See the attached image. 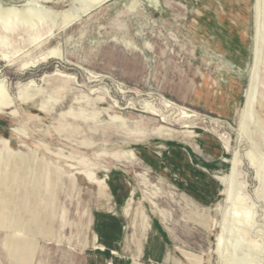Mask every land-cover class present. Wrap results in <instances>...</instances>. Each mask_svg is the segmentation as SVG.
<instances>
[{
  "label": "rangeland",
  "instance_id": "374dc122",
  "mask_svg": "<svg viewBox=\"0 0 264 264\" xmlns=\"http://www.w3.org/2000/svg\"><path fill=\"white\" fill-rule=\"evenodd\" d=\"M131 2H107L35 50L59 45L66 59L26 69L20 66L25 53L12 62L0 59V80L11 98L19 94L18 82L31 79L47 96H62L53 113L38 109L40 97L19 103L17 116L0 114V264H92V255L101 253L120 264H264V37L259 44L254 39L256 28L264 31V0H138L134 11L127 8ZM49 5L63 11L70 1ZM130 40L141 53L124 46ZM255 57L256 102L242 124ZM56 68L74 77L59 93L53 88L62 83L58 77L43 79ZM166 100L195 116L182 118ZM71 108L84 115L61 119ZM162 125L170 129L165 134L156 131ZM7 148L21 155L10 156ZM125 149L135 154L128 163L98 155ZM234 157L236 181L221 182ZM105 168L119 171L136 193L128 217L126 198L105 202L88 183L101 179L77 174L104 176ZM109 206L119 219L118 235L100 224V213L112 216ZM139 206L162 231L159 257L150 248L141 253L148 242ZM233 209L251 211L250 224H237Z\"/></svg>",
  "mask_w": 264,
  "mask_h": 264
},
{
  "label": "bare ground",
  "instance_id": "6f19581e",
  "mask_svg": "<svg viewBox=\"0 0 264 264\" xmlns=\"http://www.w3.org/2000/svg\"><path fill=\"white\" fill-rule=\"evenodd\" d=\"M64 1L65 0H30L27 2L17 4V3H6L4 0H0V59L3 61L12 62L13 60H15V58L17 56H20L21 54L25 53V56L28 58L25 59L20 64L21 69H26L29 67L37 66L38 64H40L42 62H46L47 60L52 59V58H57V59L63 60L65 58V53H64V51L61 50L59 45L49 47L46 50H44L43 52H41L40 54H36L35 50H38V49L41 50L42 47H44V44L49 39L55 37L58 32L67 30L69 27L73 26L76 22H78L81 18L90 14L93 10L103 6L104 4H106L107 2H109L111 0H69L70 1V7L66 10H63V11H57L51 5H49L50 3L60 4V3H63ZM137 6H139L138 0H132L131 4L127 5V8H128V10L134 11L137 8ZM99 12H102V11H99ZM100 15H101V13H100ZM259 22H260V19H259ZM256 30H257V32L254 35V39L256 41V44H259L262 40V37H264V31L261 28H256ZM14 39H16L17 41L18 40L20 41L19 44H17V45L15 44L17 46L15 48L11 47V46H13L12 41ZM22 43H23V45H22ZM123 44L127 49H129L131 51H135L137 53L142 52L141 51L142 49L140 48V46L138 47L137 45L132 43L131 40L130 41H124ZM146 45L150 46V40H148V39L146 40ZM29 50H31V51L29 52ZM257 63H258V58H256L255 63L252 66V70L250 72L251 74H250L249 86L246 89L245 105L241 109L240 115H241V123L242 124L245 123V121L248 117L250 118V114H251L253 107H254V102H256L255 101L256 95H257L256 77H258V76H256ZM50 76L58 77L62 82L60 86L53 85V88L55 89L56 93L63 92L68 87H71V80L74 79V77H72L71 75L62 72L60 69H57V68L55 71H53L50 74L46 73L43 76V79H45L46 77H50ZM3 80H5V79H3ZM3 80L2 79L0 80V114L8 113L12 116H17L19 113L17 105L19 103L34 101L40 97H43V99L40 101L38 109L40 111H43L46 113H53L54 111H56L57 106L61 103L60 100H61L62 96H60L61 97L60 99L58 98V96H56V97L47 96L44 93V91H42L40 89L39 84L35 79H31L26 83L18 82L19 94L16 95L15 98H11L9 96L8 92L6 91V88H5L6 86H5ZM33 92H36L37 94L33 95ZM163 99H165V98H163ZM165 105H166V107H169V108H177L179 110L178 112L182 118H189V117L195 116L194 114H192V111H190L184 107L178 106L172 101L166 100ZM118 107H120V106H118ZM150 108H151V106L149 107V109ZM148 112L150 114L155 115V116H162L163 117L162 120L164 122L168 119V117L166 115H164V113L158 109H152L151 111H148ZM82 114L83 113H78L77 115H73L72 108H71V109H68L64 112H61L60 117L62 119V118L67 117V116H72L74 119H79V118H81L80 115H82ZM87 120H88V118L84 119V121H87ZM123 123L127 124V121L124 120ZM165 130L168 131L170 129H166V127L163 125L156 128V131L159 132L160 134H165V132H164ZM221 138H222V140L224 139V140H226L227 143H229L228 137L221 135ZM6 151L8 152V154L10 156L21 155L20 152H15L14 150H12L10 148H7ZM186 152H187V155L190 159L188 151H186ZM118 154H121L123 157H126V158L128 156L135 158V154H134L133 149L120 150ZM249 158H252V157H249ZM238 161L235 159V157H234V159L232 158L230 160L231 165H230V170L228 172V175L226 177H224V176L221 177L220 178L221 182L227 181V179H228V181H231L232 183L236 181V180H234V178H235V174H237L236 172H239V171H237L238 167H239ZM253 161H255V160H253ZM251 162H252V160H251ZM254 163H253V165H254ZM255 166H256V164H255ZM258 167H257L258 171H257L256 176L258 178H260L262 175H261ZM84 172H86L87 174H90L88 171H85V170H79L78 171V173H80V174H82ZM75 178H76V176L72 174L70 182H69L70 185L72 184V181L75 180ZM262 179H263V177H262ZM91 180L93 181L94 179H91ZM102 182H103V180H99L100 185L102 184ZM113 187H114V185H113ZM230 190H231V188L229 189V192H230ZM131 208H132V205L128 207L127 214H129V211L131 210ZM241 208H244V207L241 206ZM249 208H247V209H249ZM244 209H243V212H241L242 210L238 211V210L233 209L234 211H232L230 214V216L232 215V218L236 219L235 222L237 224H238V222L241 221L242 222L241 224L243 225V222L244 223H246V221L248 222L247 219L251 218V216H252L250 213L251 211L248 212L249 211L248 210L246 212V210H245V212H244ZM136 211H139L141 213L143 219H146V217L144 215V209L142 207H140V206L137 207ZM240 219H242V220H240ZM226 224H225V226H226ZM231 224H233V223H231ZM248 224H250V223H246V225H248ZM246 225L243 227L244 228L247 227ZM147 226H148V222L146 224H144L145 228ZM234 228H235V226L233 227V229ZM238 229H239V227H238ZM237 231H236L237 234H239V232L241 233L242 230L241 231L237 230ZM242 235H244V234H242ZM230 236H231V234H230ZM221 240H222V234H220L218 236V240H217L218 241L217 252L220 253L219 256L220 255L223 256V253H222L223 251L221 248V244H222ZM99 248L101 250H103L104 246H99ZM217 252H216V254H217ZM226 257H227V255H226ZM109 264H112V263L110 262Z\"/></svg>",
  "mask_w": 264,
  "mask_h": 264
},
{
  "label": "crops",
  "instance_id": "0c3cea01",
  "mask_svg": "<svg viewBox=\"0 0 264 264\" xmlns=\"http://www.w3.org/2000/svg\"><path fill=\"white\" fill-rule=\"evenodd\" d=\"M27 1H30V0H25V2H27ZM6 140H8V139H6ZM8 143H9V140H8ZM119 151L120 150L104 151V152L98 153V155H104L105 157L110 156V157H112V159H114V161L122 162V163H125V161H122V160L119 161V159H125L126 162H127V159L128 158L123 157L121 154H118ZM189 156H190V161L193 164L192 157H191L190 153H189ZM131 159H133V158H131ZM81 170H84V169H81ZM86 171L95 174V176L98 179L103 180L102 184L99 185V184L90 182L83 175L88 180V183L94 184V185L97 186L99 197H101V198H104L105 197L104 198L105 199V202H109V201H111L112 198H114V200H116L117 203H122L124 201V199L126 198V202H125L123 211H124V215L128 217L129 214H130V213L129 214L126 213V206H127L128 202L130 200L132 201V208H133L134 202H136L135 201V195H136V193H135V191H134V189L132 187H129V185H130L129 181H127L125 178H123V176L120 174L119 171H115L113 173H110V169H108V168H105L104 169V171L107 172L106 174H104V176H99L97 172L94 173L93 171H89V170H86ZM77 174H78V172H77ZM142 174L145 175V177L148 179L147 172L142 173ZM80 175H82V174H80ZM140 176H141V174H140ZM77 184H78L77 183V180L75 179V183H74L73 189L77 186ZM113 185H114V187H113ZM155 197H158L157 193L154 194L153 198H155ZM152 204L155 207H158L159 206L156 201H153ZM109 210L112 213V216L109 215V214H106V213H100V224L101 225L102 224H105L103 230H105L106 232H109L110 234L112 233L113 235H118L120 233V227L121 226H120L119 221H118L119 219L116 217V212H115L114 206H109ZM161 212H162V214H165L166 213L164 209H161ZM134 214H136V212ZM144 215H145L146 219H143L142 216L141 217H142V220H143V227H144V224H146L148 222V226L146 228L145 227L143 228L144 229V232L147 233L146 241L148 242V247L143 246L141 248V253L146 254L145 253L146 249L147 248H150V251L149 252H151V254L153 256L159 257V255L161 253L160 237L161 238H164L163 237V234H162V231H161V229H160V227L158 225V222H156L155 223L156 225L154 226L153 224H151L150 219H149V216L146 215L145 212H144ZM133 227H134V225H133ZM95 235L97 236V239H96V241H94V237H93V242H94V244H96V248H99V246L100 245H103V244H100L99 243V239L100 238H99L98 234L94 233V236ZM104 250H102V251H104ZM147 252H148V249H147ZM113 253L115 254L117 252L114 250ZM171 259H172L171 254L168 252L165 260L166 261H169ZM92 261H93V263H92ZM105 261L107 263H110L111 262L112 264H120V262L122 260H120V258H113L112 261H110V259L109 258H106L103 253L92 255V258H91V263L92 264H105ZM175 263L176 264H180L181 262H179L177 259H175Z\"/></svg>",
  "mask_w": 264,
  "mask_h": 264
}]
</instances>
